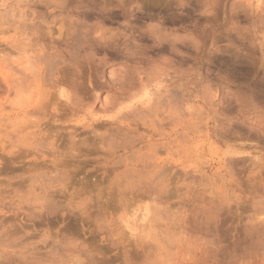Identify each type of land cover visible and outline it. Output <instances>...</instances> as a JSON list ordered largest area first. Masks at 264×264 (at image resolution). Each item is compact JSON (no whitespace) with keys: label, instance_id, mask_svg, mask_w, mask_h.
I'll return each mask as SVG.
<instances>
[{"label":"clouds","instance_id":"clouds-1","mask_svg":"<svg viewBox=\"0 0 264 264\" xmlns=\"http://www.w3.org/2000/svg\"><path fill=\"white\" fill-rule=\"evenodd\" d=\"M25 10L35 43L0 41V264H264V0ZM165 81L182 95L161 106Z\"/></svg>","mask_w":264,"mask_h":264},{"label":"rangeland","instance_id":"rangeland-1","mask_svg":"<svg viewBox=\"0 0 264 264\" xmlns=\"http://www.w3.org/2000/svg\"><path fill=\"white\" fill-rule=\"evenodd\" d=\"M12 3L14 5L13 13L15 19L12 21H9L7 24L4 20V10L0 9V41L3 40H17L21 37L24 38V40H27L28 43L34 44L35 41L38 39V37H34L32 35V30L34 28L33 24L27 23V20L31 19V13L25 10V0H12ZM16 5H19V7H15ZM53 35L59 36V29H53ZM48 42L51 43H57V46H59V41H52L51 37L47 38ZM41 42H44L43 40ZM48 44L45 43V47H47ZM11 51V50H10ZM10 70L13 72H18L20 69H18L15 65H10ZM3 79V76H0V80ZM168 86L167 82H160L155 83L154 87L158 88L161 92V94L164 93L165 87ZM169 92L167 96H163V98L159 101L161 106H167L171 102L172 104L176 103V98L180 97L182 95L181 92H179L177 89L168 86ZM251 88L255 93H260L261 91H264V82H261L259 78L256 81H253L251 84ZM137 102H146L148 104L153 103V94L151 91V86L145 87L142 94L138 97H135L132 100V103ZM142 132L146 133V137L148 140V145L152 151L156 153L157 159H163L164 156H169L170 159L173 161L174 167H181L185 163V161L180 158L178 154L173 153H166L162 148H157L155 144L151 143L153 140L156 139L157 136H159L161 133L159 131V128H157L156 133L154 134L151 129L145 130L141 129ZM182 131L181 127H177L175 124H172L171 126H165L163 129V133L165 135H174L176 133H179ZM179 138V137H178ZM204 145L206 156H207V162L209 165L214 164L218 159V153L221 149H224V145L218 141H215L209 136V139L204 142L201 141ZM231 143V141H230ZM179 147V145H177ZM245 150H247V146H245ZM225 156H230V150L224 151ZM195 167H198L197 165H194ZM140 209H137V212H140ZM143 215L147 217L149 215L150 209L147 204H145L143 208ZM229 220H225L221 225L222 235H225L226 233L223 231L227 228Z\"/></svg>","mask_w":264,"mask_h":264}]
</instances>
